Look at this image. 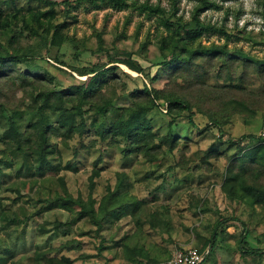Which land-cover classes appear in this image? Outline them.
<instances>
[{
    "label": "trees",
    "instance_id": "16d2710c",
    "mask_svg": "<svg viewBox=\"0 0 264 264\" xmlns=\"http://www.w3.org/2000/svg\"><path fill=\"white\" fill-rule=\"evenodd\" d=\"M42 1L46 7L21 11L17 0H0V119H8V127L0 136V146H4L0 148V182L10 174L6 165L17 161L16 154H20L22 163L18 164L16 176L20 177L24 170H28L32 177L20 179L19 183H15L13 187L18 191L17 197L22 196L23 192H30L33 196L35 185L40 180H48L46 193L35 199L32 197L38 206L37 213L56 207L72 214L71 219L66 222L56 220L53 228L45 223L35 224L34 228L40 233H48L54 229L68 234L73 223L86 220L100 237V244L97 254L82 252L83 240L79 237L66 239L59 246L46 249L34 244L35 238L32 235L28 241L35 249L30 257L34 262L44 261L46 264H75L79 259L85 261L90 257H95L96 262L98 258L104 257V264H112L119 246L127 258L136 259L146 256L145 244L140 246L139 243L144 237L157 236L167 243H175L176 232L183 229L187 232L192 230L194 236L202 241L198 247L201 251L209 249L199 263L202 264L218 247V238L225 230L224 226L228 225L230 220L240 218L221 215L210 226V234L207 235L200 226L186 225L181 221L177 223L170 205L156 204V196L149 200L150 203L144 198L129 194L128 191L127 196H120L122 180L114 187L108 186L106 193L95 204L96 200L92 196L88 199L81 195L76 196L66 184L64 175L57 174L53 178L45 172L49 170L50 173H59L65 168L77 169L80 146L91 148L97 143L100 154L94 161L96 166L109 146L121 144L125 156L143 153L148 161L161 164L167 155H171L174 149L180 146L181 140L189 139V136H182L178 126L186 120L197 126V111L205 114L207 121L221 131L237 114L245 119L255 118L260 111H264V58L248 56L241 49H230L226 43H212L208 46L198 43L193 46L194 41L205 30H222L228 33L223 28L220 30L215 25L203 23L198 17L199 11L211 4L208 0H201L194 13L193 24L189 25L183 23L180 18H174L177 7L170 11L160 4L133 1L132 4L139 11L148 16H162L165 25L170 29L174 26L169 35L159 40L161 59L155 62L158 65L156 71L151 72L150 66L145 67L137 62L128 51L120 56L117 55L118 52L108 50L112 64L106 66L69 64L61 57L65 55L62 49L61 54L54 57L55 61L67 63L68 67L78 74L86 76V79L79 82H67L64 85L54 74H42L34 69L25 70L21 63L28 61L31 54L42 52V49L47 53L50 47L61 49L65 42L77 49V44L65 33L68 19L72 17L71 7L92 2L99 7L106 5L123 9L129 7L131 2ZM173 2L175 6L177 0ZM104 41L102 32H99L97 43L100 50H106ZM185 41L190 46H185ZM147 46V42H144L141 50L136 53L149 57ZM117 62H123L128 67L142 72L144 76L134 78V82L130 84L122 77L120 71L126 76L129 75ZM125 97L127 102H118L119 98ZM86 131L93 132L89 144L83 141ZM77 134L79 144L73 147V158L68 159L65 164H53L50 155L55 151L61 155L62 146L58 144L68 149L71 139ZM246 137L251 142H260L245 149L247 144L243 145L241 142ZM225 142L230 146L237 145L238 151L227 155L228 158H234L227 166L223 187L228 188L233 199L264 204V132L259 135L244 133L236 140H224L219 137L218 142L211 148L193 158L196 161L193 168L199 169V159L210 167L212 163L209 159L220 156L219 146ZM172 164L175 167L183 165L176 159ZM34 167L35 170L31 171ZM185 167L189 168L188 165ZM97 173L99 170H95L94 174ZM90 179L93 186V176ZM56 180L60 187L53 185ZM194 204L195 202L191 203V208L195 207ZM195 208V211L200 209L199 206ZM0 209L3 210L0 212L3 223L0 227L6 226L9 221L17 222L18 228V225L24 223L15 216L9 217L7 207ZM241 222L245 227L246 222ZM126 224L132 226L133 231H125L120 235ZM24 227V232L31 228ZM34 228L30 231H35ZM108 229H112L109 234L104 232ZM23 239L16 236L12 244L2 247V253L6 254H0V264H22L20 258L15 259L20 252L12 249L14 246L22 247L27 241V236ZM238 243L243 255H259L264 252V249L250 245L246 233L241 234ZM76 251L79 252L78 256L74 255ZM131 252L134 255L130 254ZM162 252L168 254L173 251L167 248ZM171 256L172 253L168 257ZM157 260V257L149 258L148 262Z\"/></svg>",
    "mask_w": 264,
    "mask_h": 264
},
{
    "label": "rangeland",
    "instance_id": "374dc122",
    "mask_svg": "<svg viewBox=\"0 0 264 264\" xmlns=\"http://www.w3.org/2000/svg\"><path fill=\"white\" fill-rule=\"evenodd\" d=\"M133 1L150 2L160 4L167 10L173 11L177 7L174 18H180L183 23L193 24L194 13L201 4V0H177L174 6L173 0H129L131 5L123 9H115L106 5L97 6L92 2L80 3L71 7V18L68 19V27L65 28L67 37L77 44V49L73 45L65 42L63 47H50L47 53L45 49L42 52L31 54L28 61L22 62L23 69H34L42 74L50 73L59 78L60 82L65 85L67 82H79L86 79L85 75L78 74L67 63L56 62L54 57L60 55L61 51L65 55L61 57L69 64H112L108 55L110 52H118L117 55L123 56L125 51L131 52V57L145 67L150 66L151 72H155L158 65L155 62L161 59L159 51V40L172 32L165 25L162 16H148L145 12L139 11L133 4ZM210 5H206L199 11L198 17L207 25H215L220 30H205L195 41L193 46L201 43L202 45L227 44L228 48L243 50L248 56L264 58V0H208ZM17 4L22 8L21 11L38 10L47 5L42 0H17ZM59 8V7H58ZM61 12L60 9H58ZM168 14V13H167ZM102 32L106 50H100L97 43V34ZM144 42H147L148 56L140 55ZM184 42L185 46H190ZM77 50V51H76ZM78 52V54H77ZM45 57V58H44ZM122 70L129 76L121 72L124 79L132 84L134 78L143 77L144 74L133 68L128 67L123 62H117ZM161 84V83H159ZM128 100L119 98V103H125ZM197 126L191 123L182 122L178 126L182 136H189L188 140H181L180 146L175 148L173 153L167 155L165 160L152 163L148 161L143 153L139 155L125 156L121 146H109L103 153V159L96 166L94 161L100 154L99 143L95 147L84 148L80 145L81 154L78 155L77 169L65 168L59 173H50L47 170V176L55 178L57 174L64 175L66 184L76 195H81L84 199L92 196L95 204L106 193L108 186L114 187L115 184L122 180V190L120 196L133 194L139 198L151 200L156 196V204L170 205L173 210V217L176 222H183L186 225L200 226L203 232L210 234V226L221 216H235L240 219L230 220L225 230L218 238V247L209 254L202 264H264V252L259 255H243L239 248L238 240L242 233L247 234V240L250 245L264 249V204L250 203L233 199L228 188H224L227 166L234 158H228L238 151L237 145L230 146L228 142L219 146L220 156L210 158V167L200 162V167L193 168L196 164L194 157L203 154L205 150L211 148L218 142L221 137L224 140L238 139L242 134L253 133L263 134L264 132V111H260L253 119H245L240 114L235 115L223 126V130L213 127L207 121V117L200 111L195 114ZM8 127V119H0V136ZM24 128V127H23ZM93 136L92 131H86L83 141L89 144ZM260 141H250L244 138L241 144H247L245 149L256 146ZM79 144L78 134L70 141L69 148L62 146L61 155L55 151L51 154L52 163H66L68 159L73 158V147ZM188 144L187 147L184 146ZM250 144V145H249ZM249 145V146H248ZM186 147V148H185ZM0 148H4L3 145ZM180 148V149H178ZM195 155V156H194ZM17 161L11 165H6V170L10 174L0 182V208L7 207V215L15 216L22 222L17 227V222L9 223L0 227V254L2 247L14 242V238L19 236L20 239L27 236V241L22 247H15L12 251L20 252L15 259L20 258L22 264H46L34 262L30 255L34 253L35 246L30 244V237L35 238L34 244L41 248L57 247L66 239L79 237L83 240L82 252L88 254H97L100 237L96 235L89 221L82 220L73 223L68 234H63L59 230L52 229L48 233L37 231L35 224H48L53 228L56 220L66 222L71 219L72 214L63 208H51L45 212L37 213L38 206L35 205L34 199L43 196L47 191L48 180H40L33 189V196L30 192H23V195L17 197L18 191L13 187L19 183L20 179H28L32 176L28 170H24L20 177L16 176V169L19 163H22L20 154H16ZM170 156V158H169ZM180 161L182 167H175L172 161ZM183 162V163H182ZM188 165L189 168L185 166ZM35 167L31 169L34 171ZM95 170L99 173L94 174ZM53 171V170H52ZM93 176L94 185L91 186V177ZM53 185L60 187L58 180ZM128 191V192H127ZM34 199H33V198ZM196 200V201H195ZM195 202V207L199 206L196 211L195 207L191 208V203ZM150 203V202H149ZM196 209V208H195ZM3 211L0 209V212ZM24 218L25 221H24ZM241 220L246 222L244 227ZM2 219H0V224ZM33 225V227H32ZM34 228L35 231H22V227ZM209 226V227H208ZM15 227V230H14ZM16 228L18 230H16ZM112 229L105 230L109 234ZM85 233H81V232ZM18 232H21L18 234ZM81 233V234H80ZM181 249L188 247H200L202 241L194 236L193 231L179 229L176 232V240ZM24 240V239H23ZM21 241V240H20ZM163 254L158 259L168 256ZM75 256L79 252H74ZM97 262V263H96ZM90 257L85 261L79 259L75 264H104L105 259Z\"/></svg>",
    "mask_w": 264,
    "mask_h": 264
},
{
    "label": "crops",
    "instance_id": "0c3cea01",
    "mask_svg": "<svg viewBox=\"0 0 264 264\" xmlns=\"http://www.w3.org/2000/svg\"><path fill=\"white\" fill-rule=\"evenodd\" d=\"M125 231H129V232L133 231L132 226H129V224L128 225L126 224L123 231L120 232V235L124 233ZM139 243H140V246L142 244H145L144 247H145L146 256H139L136 259L131 260L130 257L127 258V256L124 254L122 250V247L119 246L117 249L116 257L111 261L112 264H147L149 263L148 262L149 258L162 257L163 254H165V252H162V251H164L167 248L173 251L172 255L176 250L181 249V247L178 246V244L180 243L178 242V239L176 240L175 243H167L157 236L155 237L148 236L146 238L144 237L143 239H141ZM130 254L134 255L133 252H131ZM102 258L104 259V257ZM166 258H169V257H166ZM166 258H163V259H166Z\"/></svg>",
    "mask_w": 264,
    "mask_h": 264
},
{
    "label": "built area",
    "instance_id": "2783aa9c",
    "mask_svg": "<svg viewBox=\"0 0 264 264\" xmlns=\"http://www.w3.org/2000/svg\"><path fill=\"white\" fill-rule=\"evenodd\" d=\"M208 252V248L201 251L198 247H188L176 250L169 258L147 264H199Z\"/></svg>",
    "mask_w": 264,
    "mask_h": 264
}]
</instances>
